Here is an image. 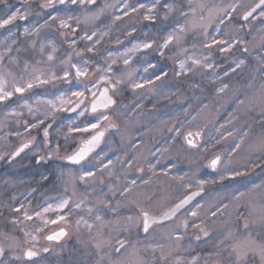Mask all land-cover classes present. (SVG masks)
I'll list each match as a JSON object with an SVG mask.
<instances>
[{"label":"rangeland","instance_id":"rangeland-1","mask_svg":"<svg viewBox=\"0 0 264 264\" xmlns=\"http://www.w3.org/2000/svg\"><path fill=\"white\" fill-rule=\"evenodd\" d=\"M5 1V0H4ZM259 0H195L196 3H203L208 8L214 9L213 16L216 15L214 4L219 3L226 5L227 3H240L241 6L234 13L235 19L231 22L226 21V25H219L221 34H226L233 39H241L245 44L238 45L230 53H219L216 49L212 50L211 60L215 62L213 69H201L195 75L189 73L186 76H176L178 71V60L184 59L183 55L179 54L176 47L170 46L165 50V56H159L154 50L149 49L147 52L130 53L131 68L137 69L135 78L144 80L154 77L155 74L167 72V76L163 78L162 82H157L160 87L156 93L148 92L145 89H138L133 92L127 88L118 99V111L110 112L111 123L115 124V128H108V121L101 124V129L107 130L106 136L100 149L97 151L101 156L113 160V165L110 166L113 175L108 177H100L97 175V182L84 183L77 179L80 168L79 165L69 166L65 160L60 157L67 153H71L76 144L82 138L79 133L68 132V121L75 119L77 124H82L85 120H91V116L76 119L75 114L60 113L56 117V122L49 130V145L47 148L43 146L42 130L38 133L36 130L32 132L35 137L34 148L32 150H25L15 160L9 162L8 160L0 161V189L5 191H20L15 194V200H11L10 206H14L16 202L23 203L26 208L35 209L40 203L32 195L35 192V186L38 182L53 175L55 186L50 198L60 196H72L73 201H79L87 197L85 208L95 203L97 198H106L111 202V207L116 208L117 203L121 207L116 208V212L108 209H103L105 229L104 239L111 244L116 245L117 240H124L132 245L134 248L129 249L125 256L120 257L121 260L127 258L128 261L134 262L136 260V252L143 256L148 264H152L153 256L151 248L156 247V256L160 255L162 251L168 259L166 261H157V264H175L173 249L179 247L180 255L184 257L185 261H191L193 257H197L196 264H213L214 257L210 253L215 251L213 241L219 232L232 226L233 229L241 228L243 226V219L237 213L243 214L249 206L259 207L261 200H264V188L248 191L253 185L261 184L264 180V166L258 159L259 154L253 155L252 149L257 142V138L264 133V60L259 57L264 56V48H259L258 44L253 41V36L256 35L257 30H264V18L259 17L257 12L253 18H250V23H246L243 30H239V24L242 23L241 15L245 10H248L250 5L257 3ZM23 0H12V7H20ZM31 12L28 21L21 22L20 31L16 32L17 45L20 41H27L31 43L33 40L37 41V49L39 43L47 44L49 41L55 45L58 51L55 53L56 57L60 52L65 54L67 44L64 42L63 37L57 30V25L54 23L49 24L41 29L40 35H22L24 26H31L33 24H43L41 20L34 19L35 7L42 2V0H30ZM104 0H97L96 8L103 4ZM109 3H116L117 0H108ZM130 3H135L136 0H129ZM142 2H149V0H142ZM189 0H174V6L177 9L174 15H171L168 20L163 19V10L157 12L156 23L144 21L142 19L143 10L139 14L133 13L130 17H125L123 21L109 24L108 19L104 18L99 23L90 22L89 24H81V32L86 27H96L104 30V26L108 25L110 28L109 36L105 37L104 42L98 48L96 54L97 59H101L104 63L103 57L111 51L114 55L122 53L125 48H129L136 42L144 40H155L159 42L163 39L168 32L172 31L174 27L173 21L184 23L180 18V11H189ZM217 5V4H216ZM56 8L65 16H79L83 19V9L69 3L65 5L56 4ZM8 10V6L0 11L2 15ZM110 15L112 9H108ZM49 13H53L52 9H47ZM47 15V17H48ZM207 17L208 13H204ZM200 16V10L197 8L195 19ZM193 19V17H190ZM144 24L149 26L144 27ZM154 24V25H153ZM153 25L154 27H150ZM135 27L136 31L130 37H125L123 30L125 28ZM217 25L213 24L209 31L216 35L214 29ZM7 36V30L0 29V40H4ZM120 36L123 40L122 44H116L115 39ZM184 39L186 43L183 47L191 50L193 43L198 44V39L193 36V33L188 32ZM10 42V41H9ZM15 45V47H17ZM80 48L84 44L79 45ZM155 48V45L153 46ZM244 47H248L249 51L245 53ZM2 50V49H0ZM51 48H46L45 56ZM201 49H195V53L199 55ZM85 56H92V53H85ZM123 58L117 59V64L113 65L114 68L123 69ZM73 59H79L73 57ZM162 59V60H161ZM240 59L244 60V64L236 71H232L235 62ZM107 63H111L108 59ZM148 63L156 64L155 69L149 68L147 72L143 69ZM190 63V62H189ZM225 72L228 74L225 75ZM119 74V73H117ZM223 85H227L224 92H219L218 89ZM61 87H66L61 85ZM39 91V90H38ZM27 96V94H26ZM243 101V103H241ZM18 97H14L12 101L8 102L12 106L20 103ZM29 103H33V98L29 97ZM139 104L140 107H136ZM43 111V106H40ZM23 111L25 118H28L27 109H18ZM123 113V114H121ZM195 117L192 125L186 126L185 131H202V141L198 148H189L182 138L179 140H170L169 137L174 133H170L168 129L174 125L187 121ZM4 118L3 105H0V120ZM14 118H10L5 123V126L0 129V151H11L20 142H26L29 139L27 133H23L21 138L10 136L8 133L16 127L13 122ZM51 122V121H49ZM247 125V127H245ZM241 130L248 133L245 137V143L242 144L241 149L236 150L227 159H222L221 164L218 166L216 172L207 167L208 161L215 155L219 154L226 157L234 142H239L237 133ZM22 131V130H21ZM228 131L232 132V136L228 135ZM221 134L225 139H220ZM65 136L68 137L67 141ZM219 140L217 143L216 141ZM57 143L60 145L59 156L53 155L51 159L41 161L37 164V157L34 155V149L40 148L39 155H45L46 152L54 150ZM136 145L137 147H133ZM168 151L163 157H160V162L156 164V175L148 172V161L156 163L157 157L150 155V150L168 146ZM143 156L144 162L135 163L131 168L123 164L127 159ZM188 164H186V162ZM252 161H256L254 165ZM191 162V163H190ZM46 165V166H43ZM203 165V166H202ZM238 169L245 173L235 179H225L220 181L215 179L220 174L223 168ZM46 167V168H44ZM138 168H144V172L137 171ZM63 172V175L61 173ZM167 173V175H165ZM187 174V175H185ZM177 176H184L183 182L174 179ZM41 178V179H40ZM103 179L104 184L98 181ZM132 179L137 180V185L129 196V200L139 201L140 204L147 208L152 215H161L167 209L173 206L178 201V198H183L189 192L201 189L197 186L199 179L211 181L206 183L202 189L206 194L199 199L196 203L182 212L176 219V224H182L183 219H188L189 224H199L205 228L209 233V237H204L197 228L189 227L185 232L182 241H175L171 238L170 233L173 231L174 225L171 223L163 227L156 226L150 235H145L142 230L139 232L134 228L131 234L122 233L120 227L115 226L117 223L122 226L123 218L128 215H133L129 211L131 205L125 206V201L121 200L118 196L113 197L112 193L108 191L105 185L111 180L117 187L123 185L125 182H130ZM147 180L148 183L143 181ZM190 184L191 187L186 185ZM101 189L106 194L101 197ZM75 193V195H73ZM243 193L244 195L240 196ZM234 196H239V199H234ZM36 203V204H35ZM219 205L222 211L217 210ZM225 205L227 207H225ZM199 206V207H198ZM191 211H198L197 217L190 215ZM213 211L217 214L215 217L211 215ZM17 214L8 211V221ZM84 216L86 220L91 222V217L88 216L86 211H77L70 219L75 224V221ZM254 220L258 217L254 216ZM3 221V215H0V230ZM112 221L113 226L108 227L107 222ZM10 231L3 234L15 238L17 242L21 243L20 248L9 249L7 241H3V236H0V241L5 243V254L2 259V264L5 261L13 264H20V260L13 259L14 254H19L22 257V248L28 245L22 243L23 235L19 229L10 223ZM31 230V229H27ZM259 230V224L252 225L253 234ZM183 232L184 229L181 228ZM68 236L59 247L55 248V254L59 257L64 256L65 249L72 244H78L83 249V256L78 259L79 264H96V258L92 253V248L88 246L90 234L87 229L81 227L77 231L74 227L68 229ZM37 235L39 241V234ZM91 235H95L93 232ZM196 235H201V240L195 239ZM207 240V243L205 241ZM162 246V247H159ZM148 249V251H145ZM187 249V251H185ZM72 251V248H71ZM73 255V252H71ZM86 255V257H84ZM113 260L116 259L114 253H110ZM226 255V254H225ZM73 258H70L71 262ZM8 263V264H9ZM76 263V264H78ZM73 264V263H72Z\"/></svg>","mask_w":264,"mask_h":264},{"label":"snow or ice","instance_id":"snow-or-ice-1","mask_svg":"<svg viewBox=\"0 0 264 264\" xmlns=\"http://www.w3.org/2000/svg\"><path fill=\"white\" fill-rule=\"evenodd\" d=\"M3 2L4 0H0V3ZM57 3L65 5L69 3V0H42L38 5L41 11L52 9L53 13H49L43 24L24 26L21 34L39 36L41 29L49 26L50 22L56 24L57 30L63 37L68 49L64 57L59 59L58 62L55 55L58 49L51 41L47 44L39 43L38 49L36 47L37 41L35 40L30 43L29 47H15L18 41L13 28L16 31H20L21 22L28 21L29 16L32 14L30 0H23L20 7L9 5L8 10L0 15V29L7 30V36H5L4 40H0V49H2L0 50V105H3L4 112V118L0 120V129L5 126V123L10 118H14L13 122L16 127L8 135L15 136L18 139L22 137L23 133H27L29 136L26 142H20L13 150L0 151V161L8 160L11 162L19 157L21 153H24L25 150H32L35 142V137L32 136L34 130L38 133L42 130V143L47 148L49 145V130L60 113H73L76 115V119L91 116V120H85L82 124H77L75 119L68 121L69 133H79L82 137L86 136V138L79 140L71 153L60 157L70 165L80 166L77 179L86 184L89 183L90 179L93 183H96L98 174L100 177L105 176V174L108 177L113 175L110 167L113 165V160H105L103 156L96 152V149L105 136V130H101L102 122L108 121V128L116 127L115 124L111 123L109 113L118 111V99L122 93L127 88H130L133 92L138 89H145L155 94L160 87L157 82H162L163 78L167 76V72L162 71L155 74L152 78L136 79L135 72L137 69L131 68L130 53L147 52V50L152 49L159 56L164 57L165 50L169 49L170 46H174L179 51V54L184 57V59L178 60V71H176L175 75L186 76L189 73L195 75L201 69H213L215 67V62L211 60L213 49H216L219 53H230L238 45L246 43L241 39H233L226 34L222 35L219 27V25H226V21L231 22L235 19L233 14L241 6L240 3H227L226 5L216 6V15L213 16L214 9L208 8L203 3H196L195 0H189V11H180V18L184 23L173 21L174 27L172 31L168 32L162 40L159 42L155 40L136 42L131 47L125 48L122 53L116 55L109 51L107 56L102 58L104 63H101V59H97L96 54L105 37L109 36L110 28L108 25L104 26V30L96 27H86L81 32L82 23L86 25L90 22L99 23L106 18L109 24H115L123 21L125 17H130L133 13L139 14L141 10H143L142 19L144 21L155 23L157 12L161 9L163 10V19L168 20L177 11L174 6V0H149L147 3L142 2V0H136L135 3H130L129 0H117L116 3H109L108 0H104L103 4L98 8H96L97 0H70L71 5L78 6L84 10L83 19L79 16L74 17L71 15L65 17L56 8ZM197 8L200 10V16L195 19ZM108 9H112L110 15L108 14ZM257 10H259V17L264 18V0H259L258 3L250 5L248 10L242 13L240 18L242 23L239 24V30H243L245 24L250 23V18L254 17ZM205 12L208 13L207 17L204 15ZM190 17H193V19H190ZM213 24L217 25L214 29L216 35L209 31ZM135 31V27L125 28L123 34L125 37H130ZM190 31L198 39V44L193 43L191 50L183 47V44L186 43L184 37ZM253 41L258 44L259 48H264V30H257L256 35L253 36ZM81 43L84 44L83 48L79 47ZM115 43H123L120 36L116 37ZM154 45L155 48L153 47ZM49 47L51 51L47 52L45 59L46 48ZM198 47L201 49L199 55L195 53V49ZM29 51L33 53L31 57L27 55ZM243 51L247 53L249 51L248 47H244ZM85 53H92L93 55L85 56ZM36 55L41 58L36 59ZM74 56L79 59H73ZM121 56L124 57V68H114L113 65L117 64V59ZM108 59H111V63H107ZM259 59L264 60V56L259 57ZM242 64H244L243 59L235 62L232 71H236ZM156 67V64L148 63L143 70L147 72L149 68L155 69ZM227 74L225 72V75ZM61 85L66 87H61ZM226 87L227 85H223L218 91L222 93ZM14 97H18L22 102L12 106L8 102L12 101ZM29 97L33 98V103H29ZM40 106H43V111ZM136 107H140V105L137 104ZM18 109H27L28 118L26 119L24 112ZM195 119V117H192L191 120L187 121V125L181 122L168 129L170 133H174L169 139L179 140L182 138L189 148H198L202 133L200 131H185L186 126L192 125ZM228 135L232 136V132L228 131ZM247 135L246 131L241 130L238 132L239 142L233 143L227 156L215 155L208 161L207 167L216 172L222 159H227L233 152L241 149ZM67 139L68 137L65 136L66 141ZM220 139H225V137L221 134ZM216 142L218 143L219 140ZM169 146L171 145L150 150V155L157 157L156 163L147 162L148 172L152 175H156V164L160 162L159 158L163 157L168 151ZM133 147L137 146L133 145ZM40 151V148L34 149L37 163L46 158L51 159L53 155L59 156L60 145L57 143L55 149L46 152L45 155H39ZM252 152L253 155L259 154L258 159L261 162V166H264V133L257 138ZM144 159L143 156L139 158L133 157L125 160L123 164L131 168L135 163L144 162ZM252 163L255 165L256 161H252ZM137 171L143 173L145 170L144 168H138ZM244 174L238 169L225 166L215 179L220 181L235 179ZM61 175H63V172ZM43 179L46 180L47 177H43ZM174 179L183 182L185 177L177 176ZM98 182L104 184L103 179ZM143 182L148 183L147 180ZM209 182L211 181L199 179L197 186L202 189ZM136 185V179L125 182L119 187L111 180L105 185L113 197L118 196L125 201V206L131 205L129 211L133 215L124 217L122 226L119 223L115 225L120 227L122 233L131 234L135 228L138 232L142 230L147 236L151 234V231L155 230L156 226L163 227L171 223L174 228L170 236L175 241H182L185 232L190 226L197 228L203 233L204 237L210 236V233L205 228L195 223L190 225L186 218L183 219L182 224H176V219L179 217L181 210L194 196L199 194L198 192L178 198V202L174 203L160 217H155L150 215L149 210L143 207L139 201L129 200V196ZM186 186L191 187L190 184ZM260 188H264V180L259 185H253L248 191ZM242 195L244 194L241 193L240 196ZM105 196L106 194L101 189V197ZM234 199H239V196H234ZM13 200H15V197H13ZM86 203L87 197L74 202L72 196L65 195L45 200L44 203L35 209L26 208L23 203L18 201L14 206H0V215H2L4 210H10L17 214L9 222L23 233L22 243L30 245L21 249L22 257L19 254H14L12 258L16 260L23 258L25 261H33V258L38 257L41 253L49 252L50 249L47 246L36 247L38 237L33 232L43 235V239L47 242L59 244L64 237L68 236L69 228L74 227L79 231L83 226L90 234L88 246L92 248V253L89 255H95L96 264H148V261L143 256H140L138 251L134 262L128 261L127 258L121 260L120 257L125 256V253L132 255V253H129V249L135 246L124 240H117L116 244L118 246H116L104 239L106 222L103 209H108L115 213L116 208L121 207L119 203H117L116 208H112L108 199L97 198L95 203L85 208ZM216 207L218 211H222L219 205ZM225 207L227 206L225 205ZM77 211H86L88 216L91 217V222L86 220L84 216H80L73 225L70 217ZM216 214V211L211 213L213 217ZM190 215L197 217L199 213L198 211H191ZM237 215L243 219L242 229H233L229 225L219 232L213 241L215 251L209 254L214 257L213 264H264V200L260 201L258 208L254 205L249 206L243 214L237 213ZM254 216L258 217V220H254ZM256 223L259 224V230L253 234L252 225ZM53 225L57 226L56 229L51 228ZM107 225L112 227L113 222L108 221ZM181 228L184 229L183 232ZM93 232H95L94 236L91 235ZM0 236H3V241L8 242L7 247L9 249L21 247V243L17 242L15 238L9 237L2 232H0ZM195 239L200 241L201 235H196ZM3 241H0V257L5 254V243ZM205 243H207V240ZM145 251H148V249H145ZM151 251L153 256L152 264L168 259V256L162 251L157 257L156 247L151 248ZM173 252L175 253V264H196L197 257H193L191 261H185L184 257L179 254V247L173 249ZM110 253L115 254V260L112 259Z\"/></svg>","mask_w":264,"mask_h":264},{"label":"trees","instance_id":"trees-1","mask_svg":"<svg viewBox=\"0 0 264 264\" xmlns=\"http://www.w3.org/2000/svg\"><path fill=\"white\" fill-rule=\"evenodd\" d=\"M11 2H12V0H5L3 3H0V11L3 10V8L11 5ZM225 2H226V0H225ZM216 4H214L213 7L221 5L219 3H216ZM47 15H48L47 10L41 11V9L38 6L35 7V12H34V16H33L34 19L38 20V18H39V20H41L43 22L45 19H47ZM153 25H150V27H154ZM147 26H149V25L144 24V27H147ZM29 45H30L29 42L21 40L20 45L19 46L17 45V47H25L26 48V47H29ZM22 55H24V54L22 53ZM27 55L29 57H31L33 55V53H31V51H29V53H27ZM63 57H64V54H62V52H60L57 56V62L59 61V59H62ZM40 58L41 57L39 55H36V59H40ZM189 161L190 160H188L186 162V164H188ZM55 185L56 184L54 182V178L51 179V181H49V182H43V183L41 182V184L38 183V185L35 186V192L32 195V197L36 201L37 197H44L47 194L55 193V191H54V187H56ZM23 190L24 189H19L17 191L11 192L10 190L5 191V190L0 189V206L10 204V201L13 200L14 195L15 194L17 195L18 193H20V191H23ZM8 211L9 210H4L2 212V215H3V221L2 222L3 223L1 225L0 231H2L4 233L9 232L11 229L10 222L7 219ZM71 248H72V251H71ZM82 250L83 249H81L78 244H76V243L72 244L71 246H69L68 248L65 249L64 256L59 257V261H60L59 264H72V263L76 264V263H78V259H81L82 258L81 256H83V254H84ZM71 252H73V255ZM71 257L73 258V261L69 262ZM84 257H86V255H84Z\"/></svg>","mask_w":264,"mask_h":264},{"label":"flooded vegetation","instance_id":"flooded-vegetation-1","mask_svg":"<svg viewBox=\"0 0 264 264\" xmlns=\"http://www.w3.org/2000/svg\"><path fill=\"white\" fill-rule=\"evenodd\" d=\"M259 13V12H258ZM37 162V161H36ZM37 164H41V162H39V163H37ZM43 166H46V165H43ZM69 166H72V165H69ZM73 167V166H72ZM44 168H46V167H44ZM41 179V178H40ZM51 179H53V175H48V178L46 179V180H41L40 182H38V183H40L41 184V182L43 183V182H49V181H51ZM50 195H52V193H50V194H47V195H45L44 197H40V199L39 200H37V202H39L40 203V205L42 204V203H44V199L45 198H48ZM56 227L57 226H55V225H53V226H51V228L52 229H56ZM25 230H27V229H25ZM21 234L23 235V233L21 232ZM40 236H39V241L38 242H36V247L37 248H42V247H45V246H47V247H49V252L48 253H41L38 257H35V258H33V261H25L23 258L21 259V262L22 263H20V264H59L60 263V261H59V256L57 255V254H55V248H57V247H59L60 245H62V243L64 242V240L66 239H64L61 243H59V244H56L55 242H47V241H45L44 239H43V235H41V234H39ZM28 246H30V245H28ZM28 246H26V247H28ZM4 258V256L3 257H0V262H2V259ZM9 262L8 261H5V263L4 264H8ZM14 263V262H13ZM13 263H9V264H13Z\"/></svg>","mask_w":264,"mask_h":264},{"label":"water","instance_id":"water-1","mask_svg":"<svg viewBox=\"0 0 264 264\" xmlns=\"http://www.w3.org/2000/svg\"><path fill=\"white\" fill-rule=\"evenodd\" d=\"M70 1V0H69ZM259 2V1H258ZM257 2V3H258ZM257 12H259V10H257ZM256 14V13H255ZM254 14V15H255ZM68 114H72V113H68ZM101 130H105V129H101ZM201 133H202V131H200ZM106 133H107V130H105V136H106ZM203 134V133H202ZM105 136H104V138H105ZM104 138H103V140H104ZM103 140H102V142H101V144L98 146V148L96 149V152L100 149V147H101V145H102V143H103ZM201 141H202V136H201V138H200V143H201ZM22 154V153H21ZM65 163L67 164V165H70L67 161H65ZM72 166H76V165H72ZM193 192H198L199 194L198 195H196V196H194L193 198H192V200L187 204V205H185V207H184V209H182L181 210V213L182 212H184L186 209H188L190 206H192L194 203H196L199 199H201L205 194H206V191L204 190V189H196V190H193V191H191V192H189L187 195H191V193H193ZM178 202V201H177ZM168 210V209H167ZM166 210V211H167ZM165 211V212H166ZM164 213V212H163ZM162 213V214H163ZM180 213V214H181ZM161 214V215H162ZM179 214V215H180ZM150 215H152V214H150ZM161 215H152V216H155V217H160ZM142 233H143V231H142ZM144 234V233H143ZM67 237V236H66ZM66 237H64L62 240H61V242L66 238ZM60 242V243H61Z\"/></svg>","mask_w":264,"mask_h":264}]
</instances>
